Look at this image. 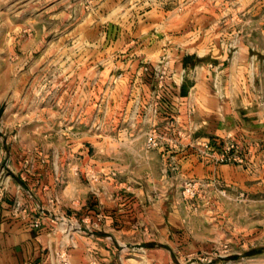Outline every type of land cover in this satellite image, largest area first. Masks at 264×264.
Listing matches in <instances>:
<instances>
[{
	"label": "rangeland",
	"instance_id": "rangeland-1",
	"mask_svg": "<svg viewBox=\"0 0 264 264\" xmlns=\"http://www.w3.org/2000/svg\"><path fill=\"white\" fill-rule=\"evenodd\" d=\"M137 46L150 59L163 48L174 64L217 67L218 85L264 125V0H0V130L23 156L48 160L56 191L68 185L67 204L77 184L97 194L142 185L148 214L172 234L175 260L192 247L195 258L264 264V128L186 139L170 125L111 131L106 92L125 85L114 82V65ZM119 132L133 140L108 144Z\"/></svg>",
	"mask_w": 264,
	"mask_h": 264
},
{
	"label": "crops",
	"instance_id": "crops-1",
	"mask_svg": "<svg viewBox=\"0 0 264 264\" xmlns=\"http://www.w3.org/2000/svg\"><path fill=\"white\" fill-rule=\"evenodd\" d=\"M136 48L128 54L132 52L133 58L114 65L121 70L114 82L125 84V88L106 92L111 131L170 125L183 129L186 139L196 131L202 136L222 138L239 127L264 128L259 112L256 119L247 120L250 110L236 106L230 86L218 85L217 67L196 64L195 58L192 64H184L182 59L174 64L175 59L163 48L150 59L144 47ZM164 54L168 67L163 88L157 90L152 69ZM230 72L227 67L221 75L228 78ZM157 91L163 94L159 100ZM87 101L91 108L93 97ZM10 140L0 130V264H56L54 251L65 246L71 264H199V257L193 256L197 249L192 247L181 248L178 260L173 258L172 234L164 226H157L155 215L148 214L151 208L147 209L142 185H109L97 194L81 192L77 184L73 194L77 196L70 197L68 203L74 211L70 210L65 196L68 185L61 180L56 191L59 175L52 173L48 160L23 156L25 149ZM131 140L119 132L108 144L126 145ZM123 177L129 182L128 173ZM64 216L69 222H79L81 230L63 225L60 218ZM36 218L40 220L38 228L31 225Z\"/></svg>",
	"mask_w": 264,
	"mask_h": 264
},
{
	"label": "built area",
	"instance_id": "built-area-1",
	"mask_svg": "<svg viewBox=\"0 0 264 264\" xmlns=\"http://www.w3.org/2000/svg\"><path fill=\"white\" fill-rule=\"evenodd\" d=\"M161 60L158 61L153 66V76L155 77L156 84H157V90L163 88V81H164V75L166 74L167 67H168V59L166 58V55L164 54L161 58ZM157 100L161 99L163 97V94H160L158 91L156 93ZM155 131L153 130L151 134H149L148 138L146 139V145H153L155 144L156 136ZM202 147L209 148V144H207L206 141H202L201 143ZM199 144V145H200ZM196 183L188 182L185 185V190L192 192V190L195 188ZM60 222L64 225H67L68 228L74 231L81 230V226L79 222H69L68 217L64 216L60 218ZM34 228H38L40 226V220L38 218L34 219L31 224ZM54 258L56 261V264H71L70 261V254L67 251L66 246L64 248L59 247L57 250L54 251ZM221 256V255H220ZM215 256L213 255H204L203 257L199 258V264H243L241 260L237 259H222L220 262L216 261L214 259Z\"/></svg>",
	"mask_w": 264,
	"mask_h": 264
},
{
	"label": "water",
	"instance_id": "water-1",
	"mask_svg": "<svg viewBox=\"0 0 264 264\" xmlns=\"http://www.w3.org/2000/svg\"><path fill=\"white\" fill-rule=\"evenodd\" d=\"M2 112H3V108L0 106V120H1V117H2Z\"/></svg>",
	"mask_w": 264,
	"mask_h": 264
}]
</instances>
